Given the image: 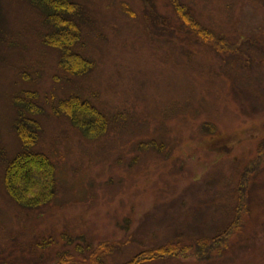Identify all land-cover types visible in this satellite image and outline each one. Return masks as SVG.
<instances>
[{"label": "rangeland", "instance_id": "374dc122", "mask_svg": "<svg viewBox=\"0 0 264 264\" xmlns=\"http://www.w3.org/2000/svg\"><path fill=\"white\" fill-rule=\"evenodd\" d=\"M79 2L75 50L92 66L70 76L45 14L0 0V264L86 260L75 246L103 241L111 264L174 241L187 256L145 264H264V0H180L192 27L171 0ZM73 95L107 116L103 135L56 113ZM22 99L38 105L31 150L54 164L55 193L36 209L5 180L24 150ZM234 223L220 258L193 254Z\"/></svg>", "mask_w": 264, "mask_h": 264}, {"label": "trees", "instance_id": "16d2710c", "mask_svg": "<svg viewBox=\"0 0 264 264\" xmlns=\"http://www.w3.org/2000/svg\"><path fill=\"white\" fill-rule=\"evenodd\" d=\"M29 1L45 14V21L49 25L50 31L45 35L44 41L47 45L54 46L60 51V67L70 76L84 74L90 70L92 62L86 59L81 52L75 50V47L81 43L83 38L82 21L85 16V8L79 0ZM171 1L182 18V24L192 27L190 23L193 22L187 10L180 4V0ZM181 26L183 27V25ZM192 29L196 28L193 27ZM201 32L203 33H200L202 37L209 38L208 35L204 34V31L201 30ZM33 94L36 95V93L27 92V97L25 95L24 99L37 98ZM21 102H24L23 99ZM30 103L29 100L24 102L16 123L24 150L8 163L5 180L7 187L12 191L11 195L21 205L36 209L53 197L55 193L53 188L55 175L54 164L50 161V158L38 151L31 150L38 138L40 124L37 119L31 116L34 111L38 110V105L35 103L30 106ZM54 110L56 113L67 116L73 125L82 130L86 138L95 139L103 135L108 129L109 120L107 116L89 99L78 95L60 100ZM35 191L41 194H34ZM233 225L235 223L217 236L200 239V243H196L197 247L193 254H196L201 261L220 258L229 245L228 237ZM113 247V243L107 241L100 242L96 247H92L87 242L86 245L79 244L75 246V249L88 253L85 256L86 260L78 261L75 253L68 251L58 254L57 261L54 264H111L108 254L113 250ZM190 249L191 245H182L180 242L174 241L158 247L146 248L119 264H145L167 257L179 258L181 255L187 256ZM216 250L217 252L214 253ZM1 263L4 264V262Z\"/></svg>", "mask_w": 264, "mask_h": 264}]
</instances>
